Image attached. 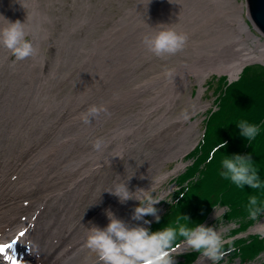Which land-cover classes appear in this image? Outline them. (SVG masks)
I'll return each instance as SVG.
<instances>
[{
    "label": "rangeland",
    "instance_id": "374dc122",
    "mask_svg": "<svg viewBox=\"0 0 264 264\" xmlns=\"http://www.w3.org/2000/svg\"><path fill=\"white\" fill-rule=\"evenodd\" d=\"M8 1L9 0H6L7 3H8ZM16 1H17V4L18 5H21L20 7H22L23 10L20 13L22 16L21 15H18V16L13 17L11 15L12 18H13V21L15 22L17 20H20V22L22 23V20L23 21L26 20V21H24L25 23L23 22L24 23V27H25L26 24L33 26L35 28V30H36V33L42 38V41L40 40L42 43L41 42H38V40H37V36L38 35H35V32H30L29 34L27 33L26 34V38L29 39V40H31V42H33V45L35 44L34 47L36 49V52H38V53H36L34 57H30L29 59L27 58L28 61L25 59V60L18 61V62H17V60L15 59V57L11 54V52L8 49H6L3 45H0V74H1L0 75V104H1L0 105V131H1V133H0V190H1L0 191V220L1 219H4L5 222H8V221H11L13 218H14L13 220H18V218H20L21 215L28 216L29 214H31L32 212H34L36 210L37 205L39 204V202L41 203L42 201H46L47 202V206H46V209H45L46 211L44 210V214L42 215V218L40 219V223H43L45 221V218L46 219L50 218L52 216V214H53V216L56 215V218L57 219H61V217H62V215L64 213V215L66 216V222L64 223V225L66 224V226H63L64 227L63 230L64 231H67L68 230V227L70 228V226L72 225L71 227H73L75 229L74 232L71 235L72 237H75L76 238V233H78V232L81 235L84 236L85 235L84 234L85 231L80 230L81 227L76 226V223L79 220V217H78V214L77 213L80 212L83 208H84L85 214H87V213L90 212L89 213V216L90 215L96 216V218H95L96 223H99L101 220L102 221L105 220L104 217L106 216V214H105L104 211L106 209H110L111 211H114V212H121L120 217H123V219H127V218L132 217V213H133L134 208L137 207V206H139V203L140 202L138 200H136V199H131V200H128L125 203L121 204L119 202V199L116 196L111 195V193L109 192V190L113 189L116 184L122 183V182H126V184L128 185L127 187L133 193H135L137 189H143L146 192V193H143V194L136 193L137 196H141V195L143 196L142 204L147 203L149 200H152V199H161L159 203L153 205L155 208L158 209V213L157 214L161 217L165 213V211H166V204L167 203H170V201H171L170 196L177 190V184H176V181L175 180L178 178L179 175L183 174L187 170V168L191 164V161L188 159V156L186 158H184L182 161L181 160H179V161L178 160L177 161H172V160L166 159V156L165 155L167 153H169V151L165 148L164 145L158 146L156 143H153V142L151 143L149 141V138H148L149 135H148L147 131L146 132L144 131L145 133L144 132L140 133L141 134V136H140L141 137L140 138L141 140H138V142L136 144L129 145L128 146V143L132 140L131 138H133L135 135H132L130 137L129 141L124 143V147H125L124 149L126 151L125 150H122V152H124V153H123V156L120 159L112 162L109 166H106L107 168H104L105 167L104 166V167H101L100 171L95 170L94 172L90 173L89 178H87V179H90V180L87 182V185H86L85 189L80 193L79 198H78L77 201H75L76 196H74V193H76V191H79L78 189L80 188V185L84 184V182H85L86 179H83L82 180L83 182L81 184L80 183V179H81L80 172H77V175H76V173L75 174L74 173H67L68 175L67 174H64L63 168H61L64 165V161L60 157H61V154L63 152L69 153V149L71 147H77V148H79V146H81V145H82V147L86 146L88 152H91V151L92 152H95V151H97V150H95L93 148V145H94L95 141L98 140V139H101L104 142V141L109 140V138L111 139L113 137V133H114L115 129L119 126V124L121 123L123 117L128 116V115H132V114H136V113L138 114L139 112L143 111L144 109H148L149 107H151V105L148 104L147 101L149 99H151L153 97V95L155 96V94H157L160 91L161 88L160 89L157 88L156 90H152V91L147 92V93L139 94V95H137L136 98H134L132 100H127L126 99L122 103L121 107L117 110V115H114L113 114L111 107H107L109 109L106 108L107 109V114L105 113L106 115H105V118H104L103 127L102 126L100 127L99 126V121H97V118L99 120V114L96 115V116H91L92 118L89 116L88 117V122L85 123V116L87 115L88 109H90L94 105L96 107H98V108L105 107L104 105H107V102L110 103L112 101V99L114 98V96L117 94V91H114V90H116V88H115L116 87V85H115V78H116V75H115V66L118 65V61H119V59H120L121 56H123V58L121 59V64H122L121 65V72L123 73V74L121 73V78L124 79V80H122L120 78V80L123 82V84L121 82V89L123 91L129 92V91H131L133 89L139 88L142 85L147 84V83L155 80L156 78H158V76L159 77L160 76L163 77L164 74H166V72L172 70L173 68L177 69L180 66L179 60H183L185 62L192 63L193 62L192 61L193 55H195L194 54L195 51L193 52V48H190V47H186L185 48L184 47L182 49V51H179L178 53H176L175 55H172V56H165L164 59H162V57H158L157 58V56H155L151 52L149 53V51L146 49V47L142 43V38L145 36L143 34V31L142 30L141 31H137V28H135L136 25H137V23H139V22H137L138 21L137 20L138 19V16L139 15L140 16L142 15L143 17L146 18L148 16V13H150L148 11L146 13V11L143 10L146 0H144V3H143V0H82V1H80V0H50L51 2L49 0H36V1L35 0H28V2H27V0H19V1L16 0ZM24 1H26L28 4H26ZM236 1L239 4L242 3L243 4V7L245 6L244 7L243 16L245 17L244 19L247 22V24L249 25L250 30L256 36L260 37L264 41V37H262L260 34H258L257 32H255V30L253 29V26L249 22L246 0H236ZM36 2H37V4H36ZM38 2H40V3H38ZM137 2H138L139 5L137 4ZM169 2H170L169 3V7L166 6V8H165V10L167 9L166 12H165V10H163V13H161V11H160L161 14H158V18H156L157 21L155 19H152L150 21V28L148 30H146L147 33H149V34L150 33L151 34L154 33L152 31H155V27H157L158 25H161L163 23H164L163 25H166V26L167 25L169 26V24L171 23L172 25L170 24V27L171 26L175 27L174 26L175 25L174 23L181 18L180 16H182L184 10L186 11V8H184V7L187 6V9L189 7V5L184 6L182 4L183 0H173V2L172 1H169ZM171 2H172V4H171ZM155 3H153V6H151L152 8H154V7L156 8V6H154ZM175 3H176V5H175ZM47 5H49V6H47ZM72 5H73V7H72ZM177 5H179V6L182 5L181 6L182 8L179 7V6L177 7ZM36 6H38V7H36ZM90 6H92V7H90ZM32 7H34V8L31 9ZM170 7H172V8H170ZM175 7H177L178 10H180V9H182V10H180V12H179ZM45 8H47V10ZM152 8H150V9H152ZM168 8H169V10H168ZM94 9H95V11H94ZM11 10H13V9L11 8ZM60 10L62 12H60ZM82 10H83V12H82ZM90 10H93V11H90ZM9 12H10V10H9ZM36 12H39V13L37 14ZM133 12H135L136 14L133 13ZM12 13H17V11L13 10L10 14H12ZM125 13H126V15H125ZM169 13L171 14L170 17H169V15H170ZM137 14H139V15H137ZM146 14H147V16H146ZM30 15H31V17L29 18L28 16H30ZM32 15H33V18H32ZM40 15H41V17L43 16L42 17L43 20L40 17ZM94 15H96V16H94ZM106 15H108V16H106ZM111 15H112V17H111ZM127 15H129V18H128ZM161 15H164L165 17L164 16H161ZM8 16H10V15H8ZM8 16H7V18H8ZM34 17H36V18H34ZM102 17H104V18H102ZM161 17H163V18H161ZM15 18H17V19H15ZM39 18H41V19L39 20ZM45 18H47V19L49 18V20H47ZM108 18H110V19H108ZM119 18L121 20H123V21H120ZM168 18H169V20H166ZM173 18H175V19L177 18V19L175 20ZM28 19H30V20H28ZM34 19H35V21H34ZM55 19H57V20H55ZM75 19H76V21H75ZM160 19H162L164 22L162 20H161L162 22L159 21ZM66 20H68V21H66ZM132 20H135V21H132ZM165 20L167 21V24H165L166 23ZM53 21H54V23H53ZM117 21H118V23H117ZM169 21H171V22L169 23ZM30 22L33 23V24H31ZM37 22L39 24H37ZM63 22H65V23H63ZM102 22H104V23H102ZM119 22H120V24H119ZM126 22H128V24H126ZM130 22L131 23L133 22V23L131 24ZM34 23H36V25ZM78 23H79V25H78ZM84 23H86V24H84ZM123 23L127 27H124ZM153 23H157L158 25L157 24L154 25ZM134 25H135V27H134ZM51 26H52V28H51ZM129 27H130V29H129ZM92 28H94V31L92 30ZM62 29L65 30V31H63ZM109 29H110V32H109ZM115 30H116V32H115ZM66 31H67V33H65ZM122 31H123V33H122ZM146 31H145V33H146ZM76 32H77V34H76ZM118 32H120V33H118ZM132 32H135V33L132 34ZM49 33H51V34H49ZM125 33H130V34L127 35ZM65 34H67V35H65ZM109 35H110V38H109ZM132 35L135 36V37H133ZM139 35H142V36L139 37ZM45 36H46V38H45ZM105 37L107 38L106 40L104 39ZM128 37L130 39L131 38H133V39L130 40ZM137 37H139V39ZM44 38H45V40H44ZM33 39H34V41H32ZM118 39H120V40H118ZM123 39H125V40H123ZM136 39H138L139 41L137 42ZM71 40H72V43H71ZM86 40H88V42ZM135 40H136V42H135ZM127 41H129V42L127 43ZM76 42H77V44H76ZM95 42H96V45H95ZM73 43H74V46H75L74 49H73ZM125 43H126V45H125ZM117 44L118 45L121 44V47L122 48L120 46H118ZM103 45H104V47H103ZM123 45H124V47H123ZM78 46H81V48L78 47ZM82 46H84V47H82ZM112 46H113V48H112ZM109 47H110V49H109ZM128 47H131V49L128 48ZM140 47H142V48H140ZM97 48H98V50L100 52H98ZM117 48H121V49L120 50L119 49L117 50ZM139 48H140V50H139ZM189 48H190V50H188ZM75 49H76L77 53H76ZM107 49H109L111 51H108ZM69 50H70V52H69ZM84 51H86V53ZM119 51H120V53H119ZM129 51H131L130 53L132 55L129 54ZM138 51H140V52H138ZM113 52H114V54H113ZM121 52H125V53H121ZM126 52L128 54H126ZM188 52H190V54H191L192 57L190 56V54ZM90 53H92V55ZM94 53H96V54H94ZM100 53L102 55H100ZM117 53L118 54H121V56L120 55H117ZM180 53H181V55H180ZM107 54H108V56H107ZM186 54H187V56H186ZM7 55H9V56L7 57ZM36 55H38V56H36ZM65 55L68 56V57H65ZM75 55H78V56H76L78 59L75 58ZM82 55H84V56H82ZM93 55H95V56H93ZM114 55H116V57ZM103 56H105V57H103ZM124 56L127 59H124ZM10 57H11V59H10ZM40 57L43 58V59L41 60ZM129 57L132 58V59L130 60ZM31 58H32V61L33 62L31 61ZM36 58H38V59H36ZM71 58H74V59H71ZM159 58H161V59H159ZM44 59H46V60H44ZM68 59H70V60H68ZM112 59H115L117 62L114 61V60H112ZM108 60H110L111 62H109ZM150 60H152V61H150ZM159 60H161V61H159ZM61 61H64L65 63L64 62H61ZM71 61H72V64L71 65H73V66L70 65ZM81 61H84V62H81ZM87 61H89V62H87ZM73 62H75V63L73 64ZM98 62L99 63L101 62L102 64L101 63L99 64ZM94 63H95V65H94ZM11 65H13V66H11ZM68 65H70V67ZM112 65H113V68L114 69L111 68ZM259 65H261V64H259ZM39 66L42 67V68H40ZM96 66H97L98 69L96 68ZM142 66H143V68H142ZM262 66H264V65H262ZM28 67L31 68V69H29ZM63 67L66 68V69H64ZM154 67H156V68H154ZM59 68H61V69H59ZM67 68H68V70H67ZM78 68H80V69H78ZM110 68L112 70H110ZM32 69H33V72L34 73L32 72ZM91 69H94L95 71L94 70H91ZM151 69H153V70H151ZM162 69H164V70H162ZM21 70H24V71H21ZM13 71H14L15 74L12 73ZM79 71H80V73H79ZM104 71H106V72H104ZM9 72H11V73H9ZM52 73L54 74V76H52ZM97 73L99 75H97ZM56 74H57V76H56ZM77 74H79V75H77ZM82 74L85 77L82 76ZM93 74H94V77H93ZM41 75H43L42 76V79H41ZM48 75H50V76H48ZM95 75H97V76L95 77ZM144 75H145V77H143ZM98 76H100V77L98 78ZM135 76H137V77H135ZM149 76H150V78H149ZM18 77H19V80L17 79ZM28 77H30V78H28ZM129 77H130V79H129ZM140 77L141 78L143 77V78L141 79ZM96 78H97V80H99V79L100 80L97 81ZM217 78L218 79L226 78V81H228V82L229 81H235L236 80V79L235 80L234 79L233 80H230V77L228 75L211 74V75H209L206 78V80L203 83V86L201 88L196 83V78L194 76H192L191 77V83L192 84L190 83L189 85H186L185 86L186 88L184 87L183 89L180 90L181 97H180V99L177 100V105H176L179 108L175 107L174 108V111H173V113L171 115V117L173 116V118L180 117V116H183V115L184 116H190L189 117V120L185 123L184 127L190 128L191 125H195V128L194 129L192 127V133L194 134V133H196V131H198L199 135L201 136L199 138V141L202 140L201 138L204 135V132H205L204 129H205V126H206V120H207L208 115L210 114L211 111H217L218 110V108H217V102H218V100H217L218 99V97H217V85H213V81L215 79H217ZM6 79L8 81H6ZM26 79H27V81H26ZM66 79H67V81H66ZM86 79H87V81H86ZM125 79H127V80L125 81ZM136 79L138 81H136ZM15 80L16 81L18 80L17 83H16ZM74 80H75V82H74ZM83 82H85V83L83 84ZM132 82H134V83H132ZM73 83H75V84H73ZM63 84H65V85L63 86ZM87 84H88V86H86ZM95 84H96V86H95ZM80 85H82L81 88H80ZM92 85H93V87H92ZM113 85H114V88H112ZM3 86H4V88H2ZM34 86H35V89H34ZM101 86H102V88H101ZM86 87H87L88 90L86 89ZM19 88H21L22 91L21 90H18ZM9 89H11V90L9 91ZM200 89L202 90V93H201L200 99H198V96H199L198 94H199V90ZM47 90L50 93H48ZM86 91H88L89 93L86 92ZM105 93H106V95H105ZM20 94H21L22 97L20 96ZM101 94H103V95H101ZM108 94H110V95H108ZM10 95H12V96H10ZM25 95L28 98H26ZM53 95H55V96H53ZM46 96H47V98H46ZM79 96L80 97L82 96V97L80 98ZM100 96H102V97H100ZM145 96H147V97L145 98ZM40 97H41V99H40ZM104 97H105V99H104ZM14 98L16 99V101H15ZM89 98H90V100H89ZM31 99L32 100L35 99V100L32 101ZM101 99H103L104 101L101 100ZM1 100H2V102H1ZM54 100L57 103L54 104ZM69 100H71V101L69 102ZM82 101H84V102H82ZM98 101H100V102L98 103ZM100 103H102V104H100ZM199 103H201V104H199ZM10 104H11V106H10ZM73 104L75 105V109H74V105ZM52 106L53 107L55 106L54 107L55 109ZM52 108H53V110H52ZM84 109H85V112H83ZM50 111H52V112H50ZM73 111H74V113L75 112L76 113L74 114ZM40 112H42V113H40ZM160 112L162 113L163 110L160 111ZM160 112H159V114H161ZM11 113H12V115H11ZM79 113L82 114L84 117L82 115H80ZM124 113L127 114V115H125ZM11 116H13L14 119H15V123L14 124H11L9 122V120H8V118H10ZM79 116H81V117H79ZM117 116H118V118H117ZM41 118H43V120ZM110 118H112L113 120L110 119ZM36 120H38V121H36ZM50 120L52 122H50ZM71 120L74 121V122H72ZM23 121H26V122L24 123ZM80 123H82V124H80ZM95 123H97V124H95ZM148 123H150V122L148 121ZM21 124H23V125H21ZM88 126H90V127H88ZM17 127H18V129H17ZM181 127H182V125L181 124H178V128L177 129H180ZM92 128H94V129H92ZM5 129H6V131H5ZM78 129H79V131H78ZM15 130H16V133L18 131L17 137H20V138L16 139V141H12L11 138H10V134L12 133V131H15ZM21 130H22V132H21ZM33 130H34V132H33ZM82 130H84V131L82 132ZM23 132L28 133V135L31 138L25 137V134ZM167 132L168 131H166V133L164 134V137L165 138H166ZM57 134L60 135V136H58ZM80 134H81V137H80ZM67 135H69V136H67ZM92 135H94V136H92ZM160 135H162V133H160ZM34 136H35V138H34ZM21 138H23L24 140H20ZM25 140L27 142L31 141V146L32 147H31V150L30 151L26 150V141ZM53 140H54V142H53ZM80 140H81V142H83L82 144H81ZM86 140H87V142H86ZM116 140H117V138H116ZM116 140H115V143L112 144L113 146H110L111 148L108 147V150L105 151L104 157H106V159L113 158L114 154L117 152V150H116L117 149V144H119L120 142L123 144V141L121 139H120V142H117ZM143 140H145V141H143ZM169 141H171V140H169ZM85 142H86V144H85ZM88 143H89V145H88ZM132 143H133V141H132ZM11 144H13V145H11ZM57 145H59V146H57ZM60 146H62L63 149ZM11 147H13V148H11ZM192 151L194 152L195 150H192ZM17 155H19V157ZM42 156L44 157V159H42L43 158ZM16 158H18V160ZM163 158L165 160H163ZM37 161H39V163H40L38 170L34 173L35 175H32V177L30 176L29 179L27 180V178H25V172H27L29 166H33V163L34 162H37ZM45 161H47V162H45ZM180 162L182 163V167H181V169H178V164H180ZM92 163H95V162H92ZM58 166L60 167V169H58L59 168ZM41 167H42V169H41ZM161 167H163V168H161ZM111 171H112V173H111ZM160 171H161V173H160ZM53 172H54V174H53ZM20 174H21V177H20ZM60 174H61V176H60ZM70 174H73V175L70 176ZM109 175H111V176H109ZM18 176L20 177V179H19ZM12 178H13V180H12ZM16 178H17V180L15 181ZM65 179H66V181H65ZM52 180H53V182H52ZM58 180L60 181V184H59V181ZM7 183H9V184H7ZM52 183H55L57 185L55 186ZM41 184H42V186H41ZM46 185H47V188H46ZM53 185H54V187H53ZM65 185L67 187H65ZM63 186H64L65 189L62 188ZM72 187H74V188H72ZM29 188H32V189H29ZM66 188H68V189H66ZM27 190L30 192L29 194L27 193L28 192ZM32 190H34V191H32ZM21 191H23V193H21ZM63 191H65V192L67 191V192L65 193ZM42 194H44V197H43ZM24 197H26V198H24ZM70 203H72V204H70ZM52 206L54 207V209L52 208ZM74 206H75V208H74ZM48 210H50V211H48ZM65 211H66V213H65ZM17 212L19 213V215L17 214ZM226 213H227V209L226 208H216L210 214V216L208 217L207 221L204 223L205 226L214 227L218 231V233L222 236V238L226 241V243L223 246V250L225 252V255H224L223 259H221L220 261L216 262V264H244L242 262V260H241L242 258L239 257V255L237 254V251H236L237 243L241 242L243 239H245V238H247L249 236H259L260 233H254L252 231V229L258 223H260L264 219V216L261 219L258 218V217H256L255 219L249 218L246 221H241V222L239 221L238 222V221H228L226 219ZM70 215L75 217V220H76L75 223H73L72 220H70L68 218ZM144 219L145 220H148V221H151V223L150 224H144L143 223V220H141V221L131 220V222L129 224H131V225H137V224H139L140 226L150 228L151 225L156 222L155 217L150 216V215L149 216H145ZM93 220H94V218H93ZM95 220H94V224H96L95 223ZM250 220H257V221L252 226L248 227L247 230L244 229V226L246 224H248V222ZM3 227L4 226H2L0 228L2 229ZM79 239H81V238L80 237H77L76 238V240H79ZM70 240L71 239H66V240L63 241V243L69 244L72 241V240L71 241ZM46 241H48V242L51 241V235H50V240H46ZM45 246H47V247H45V248L43 247V250L45 249L44 251H47V249H49V245L46 244ZM61 246H62V244L59 247L60 248H63ZM186 249L187 248H183L182 247L178 251L181 252V251H184ZM89 252H90V250L88 251V255H89V259L91 260V262L93 263L95 261H98V259L96 257V254L93 253V252H90V253ZM27 253H28V250L27 249H24V247H21V250L18 252V257L21 259L22 256L25 257ZM33 253H34V255H33L32 264H52V260L50 258H48L47 260L44 259L45 256H46L45 254H39L37 251H35V252L34 251L33 252L31 251V254H33ZM185 253L186 254L187 253H195L193 255H195L196 260H195V262L193 264H195V263H197V262H199L201 260L200 253L195 252V251H193L192 249L189 248L186 251H184L183 253L173 254V258L176 261V264H186V260L183 259L185 256H187V255H185ZM196 254H197V256H196ZM84 255H85V252H84ZM203 261H204L205 264H213L212 261L207 260V259H203ZM0 262H4L5 264H9L11 262V260L9 259L7 253H5V255H3L2 257H0ZM0 264H2V263H0ZM22 264H31V263H27L26 260H23L22 261ZM245 264H264V253H262L261 255H259L255 260H253L251 262H248V263H245Z\"/></svg>",
    "mask_w": 264,
    "mask_h": 264
},
{
    "label": "bare ground",
    "instance_id": "6f19581e",
    "mask_svg": "<svg viewBox=\"0 0 264 264\" xmlns=\"http://www.w3.org/2000/svg\"><path fill=\"white\" fill-rule=\"evenodd\" d=\"M19 1V0H18ZM36 1V0H35ZM50 1V0H49ZM82 1V0H80ZM169 1H172L173 0H146L145 1V5H144V8L143 10L150 12L148 13V16L146 14V18L143 17L142 15L138 16V21L139 23H137L136 27L134 25L135 28H137V31H143V34L144 35H148L149 33H147L146 30H148L150 28V21L152 19H155L158 18V14H161L163 13V10H165L166 6L169 7ZM26 4H28V0L27 2L24 1ZM32 2V1H31ZM48 2V1H47ZM51 2V1H50ZM107 2V1H106ZM109 2V1H108ZM139 2V1H138ZM137 2V4H138ZM156 2V3H155ZM171 2V4H172ZM184 2V3H183ZM182 4L184 6L186 5H189L188 9H187V6L184 7L186 8V11L184 10L182 16H180L181 18L176 21L174 24L175 27L171 26L172 28H174L177 32L179 33H183V34H186L187 37H188V40H187V43L185 45V48L186 47H190V48H193V52L195 55H193V59H192V63H188V62H185L183 60H179L180 62V66L175 69L173 68L172 70L166 72V74H164L163 77H159L156 78L155 80L147 83V84H144L142 85L141 87L139 88H136V89H133L129 92H126V91H123L121 89V59L123 58V56H121V54H118L117 55H120V59L118 61V65L115 66V75H116V78H115V85H116V90L114 91H117V94L114 96V98L112 99V101L110 103L107 102V105H104L105 107L104 108H107V107H111L112 108V112L114 115H117V110L121 107L122 103L127 99V100H132L134 98L137 97V95L139 94H143V93H147V92H150L152 90H156L157 88H161L160 91L155 94V96L153 95V97L151 99H149L147 101L148 104L151 105V107H149L148 109H144L143 111L139 112L138 114H132V115H128V116H125V117H121L122 118V121L121 123L119 124V126L115 129L114 133H113V137L107 141H104V147L101 151H94L95 152H88L87 151V147L84 146L82 148H77V147H71L69 149V153L67 152H63L61 154V159L64 161V165L63 167V172L64 174H67V173H76L77 175V172H80V175H81V179H80V183L82 184V180L83 179H86L84 184L80 185V189L79 191H76V193H74V196H79L80 193L85 189L86 185H87V182L90 180V179H87L89 178L90 176V173L94 172L95 170L97 171H100L101 167H104V168H107L106 166H109L112 162L120 159L122 156H123V153L122 150H125L124 148V143L125 142H128L130 137L132 135H135L133 138H131L132 140L128 143V146L129 145H134L138 142V140H141L140 136L142 132H146L148 133V138H149V141L152 143H156L158 146L160 145H164L165 148L169 151V153H167L165 156H166V159L168 160H172V161H179V160H183L188 154L190 151H192L198 144L199 142V138H200V135L198 133V131H196V133H192V127L193 129L195 128V125H191L190 128H187V127H184L185 123L189 120V117L190 116H180V117H175L173 118V116L171 117L173 111H174V108L177 107V100L180 99L181 97V93H180V90L183 89L186 85H189L191 83V77L194 76L196 78V83L202 88L203 86V83L205 82L206 78L211 75V74H218V75H228L230 77V80H237V78L240 76V74L242 73V71L244 70V68L249 65V64H252V63H256V64H261V65H264V41L256 36L251 30H250V27L249 25L247 24V22L245 21V17L243 16V13H244V7H243V4H239L237 3L236 0H183ZM40 3V2H38ZM57 3V2H56ZM61 3V2H60ZM63 3V2H62ZM143 3H144V0H143ZM153 3H155L154 6H156V8H152L151 6H153ZM178 3V2H177ZM37 4V2H36ZM52 4V3H51ZM50 4V5H51ZM54 4V3H53ZM87 4V3H86ZM119 4V3H118ZM124 4V3H123ZM23 5V4H22ZM35 5V4H34ZM106 5V4H105ZM139 5V4H138ZM142 5V4H141ZM176 5V3H175ZM21 5H18L17 4V1L16 0H9L8 3L6 2V0H0V27H3V26H6V21L4 20L7 19L9 20L10 22H14L13 21V17L15 16H18V15H21L20 13L22 12V7H20ZM25 6V5H24ZM32 6V5H31ZM30 6V7H31ZM46 6V5H45ZM49 6V5H47ZM56 6V5H55ZM64 6V5H63ZM83 6V5H82ZM99 6V5H98ZM126 6V5H125ZM172 6V5H171ZM174 6V5H173ZM179 5H177L178 7ZM182 6V5H181ZM179 6V7H181ZM29 7V8H30ZM38 7V6H36ZM52 7V6H51ZM62 7V6H61ZM73 7V5H72ZM86 7V6H85ZM89 7V6H88ZM92 7V6H90ZM140 7V6H139ZM142 7V6H141ZM177 7H175L177 9ZM11 8L15 11H17V13H12L10 14L13 10H11ZM25 8V7H24ZM27 8V7H26ZM34 7H32L31 9H33ZM50 8V7H49ZM97 8V7H96ZM125 8V7H124ZM134 8V7H133ZM152 8V9H150ZM172 8V7H170ZM174 8V7H173ZM182 8V7H181ZM20 9V10H19ZM47 10V8H45ZM77 9V8H76ZM79 9V8H78ZM88 9V8H87ZM139 9V8H138ZM10 10V12H9ZM29 10V9H28ZM35 10V9H34ZM49 10V9H48ZM103 10V9H102ZM167 10V9H166ZM165 10V12H166ZM169 10V8H168ZM171 10V9H170ZM173 10V9H172ZM178 10V9H177ZM182 10V9H180ZM180 10H178L180 12ZM81 11V10H80ZM90 11H93V10H90ZM95 11V9H94ZM110 11V10H109ZM123 11V10H122ZM128 11V10H127ZM161 11V13H160ZM175 11V10H174ZM173 11V12H174ZM54 12V11H53ZM60 12H62L60 10ZM83 12V10H82ZM137 12V11H136ZM168 12V11H167ZM170 12V11H169ZM33 13V12H32ZM37 14L39 12H36ZM43 13V12H42ZM41 13V14H42ZM85 13V12H84ZM92 13V12H91ZM99 13V12H98ZM109 13V12H108ZM135 13V12H133ZM79 14V13H78ZM107 14V13H106ZM130 14V13H129ZM136 14V13H135ZM167 14V13H166ZM165 14V15H166ZM170 14V13H169ZM168 14V15H169ZM175 14V13H174ZM10 15V16H8ZM12 15V16H11ZM24 15V14H23ZM35 15V14H34ZM101 15V14H100ZM126 15V13H125ZM177 15V14H176ZM8 16V18H7ZM22 16V15H21ZM39 16V15H38ZM82 16V15H81ZM96 16V15H94ZM103 16V15H102ZM108 16V15H106ZM128 18H129V15H127ZM160 16V15H159ZM161 16H164V15H161ZM171 16V14L169 15V17ZM173 16V15H172ZM178 16V15H177ZM176 16V17H177ZM29 18L31 17L28 16ZM41 17V15H40ZM43 17V16H42ZM41 17V18H42ZM45 17V16H44ZM60 17V16H59ZM77 17V16H76ZM98 17V16H97ZM112 17V15H111ZM165 17V16H164ZM175 17V16H174ZM22 18V17H21ZM25 18V17H24ZM23 18V19H24ZM32 18H33V15H32ZM31 18V19H32ZM36 18V17H34ZM39 18V20L41 19ZM55 18V17H54ZM86 18V17H85ZM104 18V17H102ZM163 18V17H161ZM17 19V18H15ZM47 19V18H45ZM96 19V18H95ZM110 19V18H108ZM175 19V18H173ZM177 19V18H176ZM175 19V20H176ZM30 20V19H28ZM43 20V18H42ZM49 20V18L47 19ZM57 20V19H55ZM97 20V19H96ZM99 20V19H98ZM120 21H123L119 18ZM154 20V21H155ZM162 19H160L159 21H161ZM166 20H169L166 19ZM165 20V21H166ZM172 20V19H171ZM174 20V21H175ZM20 21V20H19ZM26 21V20H24ZM22 20V23L24 22ZM32 21V20H31ZM35 21V19H34ZM33 21V22H34ZM51 21V20H50ZM68 21V20H66ZM76 21V19H75ZM86 21V20H85ZM88 21V20H87ZM94 21V20H93ZM113 21V20H112ZM132 21H135V20H132ZM157 21V20H156ZM163 21V20H162ZM161 21V22H162ZM29 22V21H28ZM48 22V21H47ZM52 22V21H51ZM72 22V21H71ZM96 22V21H95ZM108 22V21H107ZM106 22V23H107ZM125 22V21H124ZM164 22V21H163ZM171 21H169L170 23ZM173 22V21H172ZM25 23V22H24ZM31 23V22H30ZM46 23V22H45ZM54 23V21H53ZM56 23V22H55ZM65 23V22H63ZM62 23V24H63ZM75 23V22H74ZM101 23V22H100ZM104 23V22H102ZM118 23V21H117ZM131 23V22H130ZM133 23V22H132ZM131 23V24H132ZM136 23V22H135ZM33 24V23H31ZM36 25V23H34ZM37 24H39L37 22ZM41 24V23H40ZM52 24V23H51ZM50 24V25H51ZM57 24V23H56ZM86 24V23H84ZM97 24V23H96ZM109 24V23H108ZM116 24V23H115ZM120 24V22H119ZM126 24H128V22H126ZM154 25L157 24V23H153ZM164 24V23H163ZM161 24V25H163ZM167 24V21L166 23ZM171 24V23H170ZM169 24V26H170ZM44 25V24H43ZM65 25V24H64ZM79 25V23H78ZM81 25V24H80ZM83 25V24H82ZM101 25V24H100ZM118 25V24H117ZM124 27H127L125 26V24L123 23ZM158 25V24H157ZM172 25V24H171ZM45 26V25H44ZM48 26V25H47ZM60 26V25H59ZM68 26V25H67ZM91 26V25H90ZM99 26V25H98ZM119 26V25H118ZM122 26V25H121ZM168 26V25H167ZM40 27V26H39ZM81 27V26H80ZM79 27V28H80ZM152 27V26H151ZM155 27V26H154ZM43 28V27H42ZM52 28V26H51ZM50 28V29H51ZM54 28V27H53ZM76 28V27H75ZM74 28V29H75ZM78 28V29H79ZM90 28V27H89ZM153 28V27H152ZM25 29V32L26 34L30 33V32H35V35H38L36 33V30L33 26L31 25H25L24 27ZM44 29V28H43ZM113 29V28H112ZM120 29V28H119ZM127 29V28H126ZM130 29V27H129ZM132 29V28H131ZM254 29V28H253ZM38 30V29H37ZM42 30V29H41ZM63 30V29H62ZM67 30V29H66ZM76 30V29H75ZM80 30V29H79ZM92 30L94 31V28H92ZM98 30V29H97ZM118 30V29H117ZM122 30V29H121ZM154 30V29H153ZM255 30V29H254ZM46 31V30H45ZM65 31V30H63ZM83 31V30H82ZM132 31V30H131ZM134 31V30H133ZM146 31V33H145ZM151 31V30H150ZM74 32V31H73ZM84 32V31H83ZM109 32H110V29H109ZM108 32V33H109ZM113 32V31H112ZM116 32V30H115ZM154 32V31H152ZM256 32V30H255ZM46 33V32H45ZM67 33V31L65 32ZM88 33V32H87ZM95 33V32H94ZM106 33V32H105ZM120 33V32H118ZM123 33V31H122ZM135 33V32H132V34ZM140 33V32H139ZM51 34V33H49ZM77 34V32H76ZM81 34V33H80ZM107 34V33H106ZM113 34V33H112ZM125 34H130V33H125ZM141 34V33H140ZM151 34V33H150ZM48 35V34H47ZM55 35V34H54ZM67 35V34H65ZM104 35V34H103ZM33 36V35H32ZM92 36V35H91ZM95 36V35H94ZM107 36V35H106ZM115 36V35H114ZM130 36V35H129ZM133 36V35H132ZM142 36V35H139V37ZM65 37V36H64ZM76 37V36H75ZM97 37V36H96ZM131 37V36H130ZM135 37V36H133ZM139 37H137L139 39ZM264 37V36H262ZM29 38V37H28ZM31 38V37H30ZM46 38V36H45ZM44 38V40H45ZM52 38V37H51ZM67 38V37H66ZM109 38H110V35H109ZM113 38V37H112ZM118 38V37H117ZM125 38V37H124ZM129 38V37H128ZM53 39V38H52ZM59 39V38H58ZM64 39V38H63ZM89 39V38H88ZM105 40L107 39L106 37L104 38ZM115 39V38H114ZM130 39V38H129ZM133 39V38H131ZM130 39V40H131ZM138 39L137 42L139 41ZM37 40L38 42H41L42 41V38L38 35L37 36ZM36 40V41H37ZM41 40V41H40ZM50 40V39H49ZM120 40V39H118ZM117 40V41H118ZM125 40V39H123ZM128 40V39H127ZM135 40V42H136ZM31 41V40H30ZM34 41V39L32 40ZM47 41V40H46ZM57 41V40H56ZM55 41V42H56ZM60 41V40H59ZM88 42V40H86ZM97 41V40H96ZM104 41V40H103ZM84 42V41H83ZM105 42V41H104ZM112 42V41H111ZM129 41H127L128 43ZM131 42V41H130ZM33 43V42H32ZM36 43V42H35ZM42 43V42H41ZM65 43V42H64ZM71 43H72V40H71ZM113 43V42H112ZM111 43V44H112ZM116 43V42H115ZM114 43V44H115ZM120 43V42H119ZM134 43V42H133ZM140 43V42H139ZM47 44V43H46ZM55 44V43H54ZM70 44V43H69ZM77 44V42H76ZM75 44V45H76ZM84 44V43H83ZM122 44V43H121ZM121 44L118 45L121 47ZM35 45V44H34ZM56 45V44H55ZM82 45V44H81ZM87 45V44H86ZM95 45H96V42H95ZM107 45V44H106ZM105 45V46H106ZM110 45V44H109ZM126 45V43H125ZM142 45V44H141ZM41 46V45H40ZM60 46V45H59ZM72 46V45H71ZM100 46V45H99ZM108 46V45H107ZM128 46V45H127ZM131 46V45H130ZM134 46V45H133ZM38 47V46H37ZM62 47V46H61ZM74 43H73V49H74ZM77 47V46H76ZM81 48V46H78ZM84 47V46H82ZM102 47V46H101ZM104 47V45H103ZM111 47V46H110ZM109 47V49H110ZM117 47V46H116ZM124 47V45H123ZM139 47V46H138ZM65 48V47H64ZM70 48V47H69ZM94 48V47H93ZM113 48V46H112ZM122 48V47H121ZM121 48H117V50L121 49ZM131 49V47H128ZM135 48V47H134ZM142 48V47H140ZM139 48V50H140ZM190 48L188 50H190ZM5 49V48H4ZM41 49V48H40ZM62 49V48H61ZM68 49V48H67ZM90 49V48H89ZM107 49L108 51H111ZM125 49V48H124ZM129 49V50H130ZM133 49V48H132ZM137 49V48H136ZM144 49V48H143ZM60 50V49H59ZM96 50V49H95ZM98 50V48H97ZM96 50V51H97ZM101 50V49H100ZM104 50V49H103ZM135 50V49H134ZM133 50V51H134ZM138 50V49H137ZM74 51V50H73ZM76 51V49H75ZM81 51V50H80ZM92 51V50H91ZM114 51V50H113ZM124 51V50H123ZM182 51V50H181ZM70 52V50H69ZM86 53V51H84ZM98 52H100L98 50ZM97 52V53H98ZM131 51H129V54ZM140 52V51H138ZM145 52V51H144ZM7 53V52H6ZM38 53V52H36ZM73 53V52H72ZM75 53V52H74ZM77 53V51H76ZM84 53V54H85ZM112 53V52H111ZM120 53V51H119ZM121 53H125V52H121ZM133 53V52H132ZM150 53V52H149ZM183 53V52H182ZM190 54V52H188ZM5 54V53H4ZM10 54V53H9ZM12 54V53H11ZM62 54V53H61ZM82 54V53H81ZM92 55V53H90ZM96 54V53H94ZM114 54V52H113ZM116 54V53H115ZM126 54H128L126 52ZM144 54V53H143ZM147 54V53H146ZM184 54V53H183ZM73 55V54H72ZM99 55V54H98ZM100 55H102L100 53ZM112 55V54H111ZM125 55V54H124ZM132 55V54H131ZM181 55V53H180ZM9 55H7L8 57ZM38 56V55H36ZM60 56V55H59ZM58 56V57H59ZM70 56V55H69ZM76 56L78 55H75V58L78 59ZM84 56V55H82ZM90 56V55H89ZM95 56V55H93ZM108 56V54H107ZM116 57V55H114ZM128 56V55H127ZM126 56V57H127ZM145 56V55H144ZM148 56V55H147ZM187 56V54H186ZM191 56V54H190ZM65 57H68L65 55ZM73 57V56H72ZM99 57V56H98ZM102 57V56H101ZM105 57V56H103ZM119 57V56H118ZM134 57V56H133ZM141 57V56H140ZM146 57V56H145ZM192 57V56H191ZM56 58V57H55ZM86 58V57H85ZM93 58V57H92ZM107 58V57H106ZM130 58V57H129ZM158 58V57H157ZM156 58V59H157ZM168 58V57H167ZM175 58V57H174ZM173 58V59H174ZM177 58V57H176ZM183 58V57H182ZM190 58V57H189ZM4 59V58H3ZM11 59V57H10ZM29 59V58H28ZM38 59V58H36ZM40 59L42 60L43 58L40 57ZM71 59H74V58H71ZM99 59V58H98ZM104 59V58H103ZM109 59V58H108ZM116 59V58H115ZM115 59H112L114 61H116ZM124 59H127L125 58L124 56ZM132 58H130L131 60ZM138 59V58H137ZM136 59V60H137ZM161 59V58H159ZM162 59H164V57H162ZM27 60V59H26ZM35 60V59H34ZM46 60V59H44ZM66 60V59H65ZM64 60V61H65ZM70 60V59H68ZM84 60V59H83ZM96 60V59H95ZM106 60V59H105ZM155 60V59H154ZM186 60V59H185ZM5 61V60H4ZM28 61V60H27ZM31 61H32V58H31ZM56 61V60H55ZM64 61H61V62H64ZM67 61V60H66ZM73 61V60H72ZM72 61L70 63V65L72 64ZM78 61V60H77ZM102 61V60H101ZM109 62H111L110 60H108ZM135 61V60H134ZM147 61V60H146ZM152 61V60H150ZM157 61V60H156ZM161 61V60H159ZM173 61V60H172ZM6 62V61H5ZM18 62V61H17ZM25 62V61H24ZM23 62V63H24ZM33 62V61H32ZM81 62H84V61H81ZM89 62V61H87ZM113 62V61H112ZM117 62V61H116ZM130 62V61H129ZM165 62V61H164ZM40 63V62H39ZM65 63V62H64ZM75 62H73L74 64ZM80 63V62H79ZM99 63V62H98ZM101 63V62H100ZM99 63V64H100ZM127 63V62H126ZM152 63V62H151ZM176 63V62H175ZM4 64V63H3ZM15 64V63H14ZM35 64V63H34ZM56 64V63H55ZM102 64V63H101ZM124 64V63H123ZM128 64V63H127ZM135 64V63H134ZM156 64V63H155ZM26 65V64H25ZM70 65H68L70 67ZM92 65V64H91ZM95 65V63H94ZM146 65V64H145ZM167 65V64H166ZM8 66V65H7ZM13 66V65H11ZM21 66V65H20ZM33 66V65H32ZM38 66V65H37ZM56 66V65H55ZM67 66V65H66ZM73 66V65H71ZM105 66V65H104ZM109 66V65H108ZM129 66V65H128ZM127 66V67H128ZM140 66V65H139ZM152 66V65H151ZM158 66V65H157ZM177 66V65H176ZM40 67V66H39ZM65 67V66H64ZM63 67V68H64ZM84 67V66H83ZM82 67V68H83ZM87 67V66H86ZM99 67V66H98ZM124 67V66H123ZM122 67V68H123ZM7 68V67H6ZM11 68V67H10ZM15 68V67H14ZM24 68V67H23ZM29 68V67H28ZM42 68V67H40ZM89 68V67H88ZM97 68V66H96ZM111 68H113V65L111 66ZM110 68V70H112ZM141 68V67H140ZM139 68V69H140ZM143 68V66H142ZM156 68V67H154ZM31 69V68H29ZM53 69V68H52ZM61 69V68H59ZM66 69V68H64ZM73 69V68H72ZM71 69V70H72ZM80 69V68H78ZM98 69V68H97ZM114 69V68H113ZM130 69V68H129ZM9 70V69H8ZM12 70V69H11ZM58 70V69H57ZM68 70V68H67ZM91 70H94V69H91ZM105 70V69H104ZM137 70V69H136ZM153 70V69H151ZM161 70V69H160ZM164 70V69H162ZM4 71V70H3ZM20 71V70H19ZM21 71H24V70H21ZM26 71V70H25ZM36 71V70H35ZM88 71V70H87ZM95 71V70H94ZM107 71V70H106ZM104 71V72H106ZM109 71V70H108ZM158 71V70H157ZM18 72V71H17ZM31 72V71H30ZM32 72H33V69H32ZM97 72V71H96ZM95 72V73H96ZM99 72V71H98ZM103 72V73H104ZM136 72V71H135ZM143 72V71H142ZM11 73V72H9ZM14 73V71L12 72ZM34 73V72H33ZM68 73V72H67ZM75 73V72H74ZM80 73V71H79ZM109 73V72H108ZM125 73V72H124ZM132 73V72H131ZM4 74V73H3ZM15 74V73H14ZM26 74V73H25ZM48 74V73H47ZM86 74V73H85ZM107 74V73H106ZM111 74V73H110ZM123 74V73H122ZM127 74V73H126ZM146 74V73H145ZM1 75V74H0ZM19 75V74H18ZM30 75V74H29ZM79 75V74H77ZM92 75V74H91ZM97 75H99L97 73ZM95 75V77L97 76ZM104 75V74H103ZM129 75V74H128ZM6 76V75H5ZM11 76V75H10ZM31 76V75H30ZM42 76L41 75V79H42ZM50 76V75H48ZM52 76H54V74L52 73ZM57 76V74H56ZM65 76V75H64ZM81 76V75H80ZM82 76H84L82 74ZM81 76V77H82ZM90 76V75H89ZM108 76V75H107ZM142 76V75H141ZM36 77V76H35ZM85 77V76H84ZM92 77V76H91ZM93 77H94V74H93ZM100 76H98L99 78ZM102 77V76H101ZM112 77V76H111ZM124 77V76H123ZM137 77V76H135ZM145 77V75L143 76ZM142 77V78H143ZM147 77V76H146ZM153 77V76H152ZM2 78V77H1ZM11 78V77H10ZM21 78V77H20ZM30 78V77H28ZM34 78V77H33ZM39 78V77H38ZM62 78V77H61ZM105 78V77H104ZM141 78V77H140ZM141 78V79H142ZM150 78V76H149ZM5 79V78H4ZM8 79V78H7ZM6 79V81H8ZM13 79V78H12ZM19 80V77L17 78ZM68 79V78H67ZM66 79V81H67ZM79 79V78H78ZM95 79V78H94ZM122 79V78H121ZM128 79V78H127ZM125 79V81L127 80ZM130 79V77H129ZM132 79V78H131ZM147 79V78H146ZM17 80V81H18ZM33 80V79H32ZM47 80V79H46ZM97 80V78H96ZM100 80V79H99ZM97 80V81H99ZM106 80V79H105ZM112 80V79H111ZM124 80V79H122ZM133 80V79H132ZM16 81V80H15ZM16 81V83H17ZM27 81V79H26ZM31 81V80H30ZM42 81V80H41ZM52 81V80H51ZM87 81V79H86ZM89 81V80H88ZM95 81V80H94ZM107 81V80H106ZM136 81H138L136 79ZM144 81V80H143ZM142 81V82H143ZM150 81V80H149ZM69 82V81H68ZM75 82V80H74ZM81 82V81H80ZM79 82V83H80ZM103 82V81H102ZM13 83V82H12ZM29 83V82H28ZM32 83V82H31ZM30 83V84H31ZM63 83V82H62ZM85 82H83L84 84ZM95 83V82H94ZM99 83V82H98ZM129 83V82H128ZM134 83V82H132ZM3 84V83H2ZM48 84V83H47ZM46 84V85H47ZM75 84V83H73ZM91 84V83H90ZM109 84V83H108ZM123 84V82H122ZM138 84V83H137ZM192 84V83H191ZM10 85V84H9ZM12 85V84H11ZM21 85V84H20ZM40 85V84H39ZM44 85V84H43ZM42 85V86H43ZM65 84H63L64 86ZM128 85V84H127ZM134 85V84H133ZM132 85V86H133ZM139 85V84H138ZM15 86V85H14ZM13 86V87H14ZM26 86V85H25ZM24 86V87H25ZM50 86V85H49ZM52 86V85H51ZM54 86V85H53ZM58 86V85H57ZM84 86V85H83ZM88 86V84L86 85ZM96 86V84H95ZM103 86V85H102ZM101 86V88H102ZM137 86V85H136ZM48 87V86H47ZM82 87V85H80V88ZM93 87V85H92ZM111 87V86H110ZM191 87V86H190ZM4 88V86L2 87ZM17 88V87H16ZM33 88V87H32ZM85 88V87H84ZM89 88V87H88ZM114 88V85L113 87ZM123 88V87H122ZM186 88V87H185ZM13 89V88H12ZM27 89V88H26ZM34 89H35V86H34ZM43 89V88H42ZM83 89V88H82ZM87 89V87H86ZM85 89V90H86ZM126 89V88H125ZM11 89H9L10 91ZM17 90V89H16ZM18 90H21V88H19ZM44 90V89H43ZM54 90V89H53ZM81 90V89H80ZM84 90V89H83ZM88 90V89H87ZM129 90V89H128ZM13 91V90H12ZM15 91V90H14ZM22 91V90H21ZM28 91V90H27ZM26 91V92H27ZM48 91V90H47ZM51 91V90H50ZM59 91V90H58ZM96 91V90H95ZM107 91V90H106ZM105 91V92H106ZM112 91V90H111ZM46 92V91H45ZM53 92V91H52ZM56 92V91H55ZM60 92V91H59ZM80 92V91H79ZM78 92V93H79ZM85 92V91H84ZM88 92V91H86ZM93 92V91H92ZM157 92V91H156ZM19 93V92H18ZM25 93V92H24ZM28 93V92H27ZM40 93V92H39ZM38 93V94H39ZM43 93V92H42ZM47 93V92H46ZM48 93H50L48 91ZM63 93V92H62ZM89 93V92H88ZM107 93V92H106ZM105 93V95H106ZM155 93V92H154ZM201 93H202V90L200 89L199 90V96H198V99H200L201 97ZM26 94V93H25ZM34 94V93H33ZM37 94V93H36ZM45 94V93H44ZM53 94V93H52ZM71 94V93H70ZM86 94V93H85ZM84 94V95H85ZM112 94V93H111ZM152 94V93H151ZM16 95V94H15ZM42 95V94H41ZM60 95V94H59ZM67 95V94H66ZM73 95V94H72ZM82 95V94H81ZM90 95V94H89ZM98 95V94H97ZM103 95V94H101ZM104 95V96H105ZM110 95V94H108ZM5 96V95H4ZM12 96V95H10ZM17 96V95H16ZM21 96V94H20ZM38 96V95H37ZM55 96V95H53ZM95 96V95H94ZM113 96V95H112ZM22 97V96H21ZM24 97V96H23ZM26 97V95H25ZM50 97V96H49ZM72 97V96H71ZM80 97V96H79ZM82 97V96H81ZM80 97V98H81ZM88 97V96H87ZM102 97V96H100ZM147 96H145L146 98ZM183 97V96H182ZM11 98V97H10ZM28 98V97H26ZM47 98V96H46ZM55 98V97H54ZM97 98V97H96ZM15 99V98H14ZM22 99V98H21ZM24 99V98H23ZM41 99V97H40ZM84 99V98H83ZM105 99V97H104ZM188 99V98H187ZM18 100V99H17ZM20 100V99H19ZM32 100V99H31ZM35 100V99H34ZM32 100V101H34ZM48 100V99H47ZM90 100V98H89ZM99 100V99H98ZM103 100V99H101ZM12 101V100H11ZM16 101V99H15ZM26 101V100H25ZM41 101V100H40ZM43 101V100H42ZM63 101V100H62ZM71 100H69L70 102ZM97 101V100H96ZM104 101V100H103ZM136 101V100H135ZM141 101V100H140ZM146 101V100H145ZM191 101V100H190ZM2 102V100H1ZM5 102V101H4ZM8 102V101H7ZM37 102V101H36ZM84 102V101H82ZM86 102V101H85ZM100 101H98L99 103ZM195 102V101H194ZM24 103V102H23ZM41 103V102H40ZM57 103L55 102L54 100V104ZM78 103V102H77ZM88 103V102H87ZM95 103V102H94ZM145 103V102H144ZM191 103V102H190ZM50 104V103H49ZM60 104V103H59ZM58 104V105H59ZM102 104V103H100ZM128 104V103H127ZM201 104V103H199ZM1 105V104H0ZM33 105V104H32ZM74 105V104H73ZM145 105V104H144ZM182 105V104H181ZM8 106V105H7ZM11 106V104H10ZM26 106V105H25ZM50 106V105H49ZM64 106V105H63ZM67 106V105H66ZM91 106V105H90ZM95 106V105H94ZM126 106V105H125ZM124 106V107H125ZM128 106V105H127ZM3 107V106H2ZM29 107V106H28ZM42 107V106H41ZM40 107V108H41ZM53 107V106H52ZM55 107V106H54ZM53 107V108H54ZM77 107V106H76ZM190 107V106H189ZM196 107V106H195ZM7 108V107H6ZM16 108V107H15ZM18 108V107H17ZM31 108V107H30ZM35 108V107H34ZM39 108V107H38ZM52 108V110H53ZM65 108V107H64ZM63 108V109H64ZM110 108V109H111ZM179 108V107H177ZM10 109V108H9ZM8 109V110H9ZM33 109V108H32ZM43 109V108H42ZM49 109V108H48ZM55 109V108H54ZM62 109V108H61ZM71 109V108H70ZM74 109H75V105H74ZM78 109V108H77ZM109 109V108H107ZM136 109V108H135ZM143 109V108H142ZM185 109V108H184ZM11 110V109H10ZM31 110V109H30ZM45 110V109H44ZM89 110V109H88ZM124 110V109H123ZM129 110V109H128ZM132 110V109H131ZM163 112L161 113L160 111ZM25 111V110H24ZM40 111V110H39ZM49 111V110H48ZM135 111V110H134ZM139 111V110H138ZM179 111V110H178ZM3 112V111H2ZM14 112V111H13ZM52 112V111H50ZM80 112V111H79ZM85 112V109L84 111ZM126 112V111H125ZM130 112V111H129ZM159 112L161 114H159ZM176 112V111H175ZM184 112V111H183ZM38 113V112H37ZM42 113V112H40ZM44 113V112H43ZM57 113V112H56ZM74 113V111H73ZM76 113V112H75ZM74 113V114H75ZM81 113V112H80ZM79 113V114H80ZM88 113V112H87ZM120 113V112H119ZM178 113V112H177ZM48 114V113H47ZM59 114V113H58ZM107 114V113H106ZM105 112H100L99 113V120L97 118V121H99V126L103 127V124H104V118H105ZM109 114V113H108ZM111 114V113H110ZM125 114V113H124ZM4 115V114H3ZM12 115V113H11ZM21 115V114H20ZM32 115V114H31ZM78 115V114H77ZM76 115V116H77ZM82 115V114H80ZM127 115V114H125ZM192 115V114H191ZM195 115V114H194ZM71 116V115H70ZM83 116V115H82ZM17 117V116H16ZM20 117V116H19ZM18 117V118H19ZM24 117V116H23ZM22 117V118H23ZM41 117V116H40ZM39 117V118H40ZM51 117V116H50ZM58 117V116H57ZM69 117V116H68ZM81 117V116H79ZM84 117V116H83ZM91 117V116H90ZM32 118V117H31ZM92 118V117H91ZM94 118V117H93ZM96 118V117H95ZM114 118V117H113ZM118 118V116H117ZM43 120V118H41ZM48 119V118H47ZM72 119V118H71ZM78 119V118H77ZM83 119V118H82ZM107 119V118H106ZM112 119V118H110ZM115 119V118H114ZM9 122L11 124H14L15 123V119L13 116H11L10 118H8ZM21 120V119H20ZM39 120V119H38ZM36 120V121H38ZM74 120V119H73ZM113 120V119H112ZM34 121V120H33ZM72 121V120H71ZM117 121V120H116ZM148 121L150 123H148ZM24 123L26 121H23ZM30 122V121H29ZM49 122V121H48ZM50 122H52L50 120ZM74 122V121H72ZM81 122V121H80ZM96 122V121H95ZM118 122V121H117ZM18 123V122H17ZM22 123V122H21ZM45 123V122H44ZM70 123V122H69ZM68 123V124H69ZM115 123V122H114ZM28 124V123H27ZM37 124V123H36ZM39 124V123H38ZM43 124V123H42ZM82 124V123H80ZM97 124V123H95ZM178 124H181L182 127L180 129H177L178 128ZM23 125V124H21ZM20 125V126H21ZM48 125V124H47ZM93 125V124H92ZM106 125V124H105ZM104 125V126H105ZM109 125V124H108ZM111 125V124H110ZM12 126V125H11ZM14 126V125H13ZM19 126V127H20ZM59 126V125H58ZM85 126V125H84ZM117 126V125H116ZM15 127V126H14ZM31 127V126H30ZM39 127V126H38ZM68 127V126H67ZM74 127V126H73ZM90 127V126H88ZM95 127V126H94ZM180 127V126H179ZM16 128V127H15ZM28 128V127H27ZM53 128V127H52ZM61 128V127H60ZM63 128V127H62ZM65 128V127H64ZM76 128V127H75ZM78 128V127H77ZM80 128V127H79ZM99 128V127H98ZM108 128V127H107ZM112 128V127H111ZM7 129V128H6ZM5 129V131H6ZM18 129V127H17ZM20 129V128H19ZM34 129V128H33ZM39 129V128H38ZM42 129V128H41ZM82 129V128H81ZM88 129V128H87ZM94 129V128H92ZM96 129V128H95ZM11 130V129H10ZM32 130V129H31ZM35 130V129H34ZM33 130V132H34ZM43 130V129H42ZM62 130V129H61ZM9 131V130H8ZM79 131V129H78ZM84 130H82L83 132ZM91 131V130H90ZM167 132L166 134V138L164 137V134ZM22 132V130H21ZM20 132V133H21ZM44 132V131H43ZM52 132V131H51ZM70 132V131H69ZM144 132V133H145ZM1 133V131H0ZM25 134V137H29L31 138L28 133L26 132H23ZM53 133V132H52ZM71 133V132H70ZM86 133V132H85ZM89 133V132H88ZM98 133V132H97ZM160 133H162V135H160ZM33 134V133H32ZM38 134V133H37ZM59 134V133H58ZM57 134V135H58ZM102 134V133H101ZM18 135V131L16 133V130L15 131H12V133L10 134V138L12 141H16V139L20 138V137H17ZM21 135V134H20ZM62 135V134H61ZM75 135V134H74ZM5 136V135H4ZM36 136V135H35ZM34 136V138H35ZM60 136V135H58ZM69 136V135H67ZM83 136V135H82ZM94 136V135H92ZM17 137V138H16ZM80 137H81V134H80ZM104 137V136H103ZM2 138V137H1ZM39 138V137H38ZM42 138V137H41ZM72 138V137H71ZM70 138V139H71ZM90 138V137H89ZM95 138V137H94ZM100 138V137H99ZM117 138V140H116ZM168 138V139H167ZM33 139V138H32ZM64 139V138H63ZM75 139V138H74ZM104 139V138H103ZM120 139L123 141V144L120 142ZM20 140H24L23 138H21ZM57 140V139H56ZM55 140V141H56ZM59 140V139H58ZM69 140V139H68ZM72 140V139H71ZM85 140V139H84ZM115 140L117 142H120L119 144H117V152L114 154L113 158H108L106 159V157H104L105 155V151L108 150V147L110 146H113L112 144L115 143ZM171 140V141H169ZM26 141V140H25ZM33 141V140H32ZM70 141V140H69ZM77 141V140H76ZM133 141V143H132ZM145 141V140H143ZM44 142V141H43ZM54 142V140H53ZM58 142V141H57ZM67 142V141H66ZM78 142V141H77ZM76 142V143H77ZM81 142V140H80ZM87 142V140H86ZM85 142V144H86ZM69 143V142H68ZM73 143V142H72ZM75 143V142H74ZM83 142H81L82 144ZM150 143V144H151ZM13 145V144H11ZM10 145V146H11ZM69 145V144H68ZM89 145V143H88ZM149 145V144H148ZM17 146V145H16ZM42 146V145H41ZM59 146V145H57ZM82 146V145H81ZM14 147V146H13ZM11 147V148H13ZM24 147V146H23ZM31 141L27 142L26 141V150L30 151L31 150ZM62 147V146H60ZM66 148V147H65ZM91 148V147H90ZM94 148V147H93ZM111 148V147H110ZM136 148V147H135ZM164 148V147H163ZM6 149V148H5ZM46 149V148H45ZM49 149V148H48ZM52 149V148H51ZM60 149V148H59ZM63 149V147H62ZM144 149V148H143ZM22 150V149H21ZM141 150V149H140ZM43 151V150H42ZM52 151V150H51ZM56 151V150H55ZM126 151V150H125ZM132 151V150H131ZM7 152V151H6ZM15 152V151H14ZM44 152V151H43ZM48 152V151H47ZM108 152V151H107ZM164 152V151H163ZM20 153V152H19ZM37 153V152H36ZM109 153V152H108ZM145 154V153H144ZM12 155V154H11ZM10 155V156H11ZM41 155V154H40ZM57 155V154H56ZM60 155V154H59ZM110 155V154H109ZM146 155V154H145ZM19 157V155H17ZM50 156V155H49ZM58 156V155H57ZM132 156V155H131ZM135 156V155H134ZM164 156V157H165ZM5 157V156H4ZM9 157V156H8ZM43 157V156H42ZM53 157V156H52ZM150 157V156H149ZM156 157V156H155ZM35 158V157H34ZM39 158V157H38ZM59 158V157H58ZM18 160V158H16ZM44 159V157L42 158ZM127 159V158H126ZM4 160V159H3ZM8 160V159H7ZM15 160V159H14ZM129 160V159H128ZM162 160V159H161ZM163 160H165L163 158ZM23 161V160H22ZM28 161V160H27ZM26 162V161H25ZM33 162V161H32ZM31 162V163H32ZM47 162V161H45ZM53 162V161H52ZM92 162H95V163H92ZM27 163V162H26ZM161 163V162H160ZM167 163V162H166ZM10 164V163H9ZM8 164V165H9ZM23 164V163H22ZM50 164V163H49ZM62 164V163H61ZM7 165V166H8ZM30 165V164H29ZM39 161L37 163H33V166H27L28 167V170L27 172H25V178H27V180L29 179V177L32 175H35L33 174V171L35 172L36 171V167L39 168ZM4 166V165H3ZM10 166V165H9ZM44 166V165H43ZM118 166V165H117ZM150 166V165H149ZM22 167V166H21ZM59 167V166H58ZM145 167V166H144ZM182 167V163L180 162V164H178V169H181ZM13 168V167H12ZM17 168V167H16ZM44 168V167H43ZM103 168V169H104ZM131 168V167H130ZM133 168V167H132ZM141 168V167H140ZM163 168V167H161ZM26 169V168H25ZM42 169V167H41ZM60 169V167L58 168ZM7 170V169H6ZM17 170V169H16ZM19 170V169H18ZM23 170V169H22ZM21 170V171H22ZM51 170V169H50ZM9 171V170H8ZM24 171V170H23ZM55 171V170H54ZM58 171V170H57ZM149 171V170H148ZM39 172V171H38ZM56 172V171H55ZM24 173V172H23ZM62 173V172H61ZM112 173V171H111ZM161 173V171H160ZM176 173V172H175ZM45 174V173H44ZM51 174V173H50ZM54 174V172H53ZM143 174V173H142ZM159 174V173H158ZM57 175V174H56ZM55 175V176H56ZM68 175V174H67ZM66 175V176H67ZM73 175V174H70V176ZM114 175V174H113ZM151 175V174H150ZM39 176V175H38ZM61 176V174H60ZM64 176V175H63ZM111 176V175H109ZM120 176V175H119ZM11 177V176H10ZM19 177V176H18ZM20 177H21V174H20ZM19 177V179H20ZM44 177V176H43ZM46 177V176H45ZM57 177V176H56ZM69 177V176H68ZM150 177V176H149ZM4 178V177H3ZM2 178V179H3ZM6 178V177H5ZM37 178V177H36ZM41 178V177H40ZM78 178V177H77ZM80 178V177H79ZM103 178V177H102ZM138 178V177H137ZM8 179V178H7ZM24 179V178H23ZM22 179V180H23ZM31 179V178H30ZM43 179V178H42ZM49 179V178H48ZM53 179V178H52ZM73 179V178H72ZM106 179V178H105ZM165 179V178H164ZM4 180V179H3ZM13 180V178H12ZM17 180V178L15 179V181ZM40 180V179H39ZM46 180V179H45ZM129 180V179H128ZM140 180V179H139ZM159 180V179H158ZM166 180V179H165ZM56 181V180H55ZM59 181V180H58ZM66 181V179H65ZM72 181V180H71ZM70 181V182H71ZM109 181V180H108ZM126 181V180H125ZM4 182V181H3ZM8 182V181H7ZM19 182V181H18ZM28 182V181H27ZM42 182V181H41ZM53 182V180H52ZM78 182V181H77ZM136 182V181H135ZM57 183V182H56ZM66 183V182H65ZM3 184V183H2ZM9 184V183H7ZM19 184V183H18ZM28 184V183H27ZM54 184L55 186L58 184H55V183H52ZM59 184H60V181H59ZM71 184V183H70ZM114 184V183H113ZM15 185V184H14ZM53 185V187H54ZM135 185V184H134ZM156 185V184H155ZM28 186V185H27ZM42 186V184H41ZM50 186V185H49ZM70 186V185H69ZM68 186V187H69ZM82 186V187H81ZM128 186V185H127ZM18 187V186H17ZM51 187V186H50ZM52 187V188H53ZM65 187H67L65 185ZM77 187V186H76ZM12 188V187H11ZM37 188V187H36ZM46 188H47V185H46ZM64 188V186L62 187ZM61 188V189H62ZM74 188V187H72ZM88 188V187H87ZM99 188V187H98ZM29 189H32V188H29ZM45 189V188H44ZM65 189V188H64ZM68 189V188H66ZM109 189V188H108ZM14 190V189H13ZM59 190V189H58ZM72 190V189H71ZM1 191V190H0ZM25 191V190H24ZM28 191V190H27ZM34 191V190H32ZM39 191V190H38ZM47 191V190H46ZM9 192V191H8ZM18 192V191H17ZM48 192V191H47ZM53 192V191H52ZM57 192V191H56ZM65 192V191H63ZM67 192V191H66ZM65 192V193H66ZM69 192V191H68ZM16 193V192H15ZM21 193H23V191H21ZM28 194L30 193L29 191L27 192ZM46 193V192H45ZM17 194V193H16ZM41 194V193H40ZM39 194V195H40ZM14 195V194H13ZM25 195V194H24ZM38 195V196H39ZM43 197H44V194H42ZM63 195V194H62ZM112 195V194H111ZM23 196V195H22ZM28 196V195H27ZM61 196V195H60ZM15 197V196H14ZM51 197V196H50ZM54 197V196H53ZM56 197V196H55ZM62 197V196H61ZM26 198V197H24ZM41 198V197H40ZM52 198V197H51ZM118 198V197H117ZM21 199V198H20ZM48 199V198H47ZM72 199V198H71ZM76 199V198H75ZM16 200V199H15ZM65 200V199H64ZM70 200V199H69ZM21 201V200H20ZM57 201V200H56ZM66 201V200H65ZM80 201V200H79ZM107 201V200H106ZM53 202V201H52ZM116 202V201H115ZM40 203V202H39ZM72 204V203H70ZM80 204V203H79ZM68 205V204H67ZM110 205V204H109ZM44 206H47V202L46 201H42L36 211L34 213H31L30 215H28L25 219H23L22 217L26 216V215H21L20 218L18 220H11V221H8V222H4L2 219L0 220V224H4V227L0 230V234L3 235V240L5 243H9L11 245V248L9 249V253L11 255V259L13 258V255L15 252L18 251V248L21 247L22 245H24V247H27L29 248L31 251H37L39 252L40 249H43V245L48 242L46 240H50V235H51V241H49V249L47 251V255L48 257L52 260V264H98V262H91V260L89 259V255H88V249L87 247L85 246V240H86V235H87V230L89 227H91L92 225H96L98 227H101V228H104L107 226V224L109 223L108 219H107V216H105V220L104 221H100L99 223L97 224H94V220L93 218H96V216L94 215H90L88 214V217H85V212H84V208L78 213V217H79V220H80V224H82V228L83 230L85 231V235L84 237H82L81 239L79 240H76L78 236V234L76 233V238L75 237H72V233L74 232V228L70 226V228L68 227V230L67 231H64L63 230V226H66V224L64 225V223L66 222V216L62 215L61 219H57L56 218V215L51 218H48L46 219L45 218V221L43 223H40V219L42 218V207ZM56 206V205H55ZM71 206V205H70ZM10 207V206H9ZM64 207V206H63ZM118 207V206H117ZM121 207V206H120ZM29 208V207H28ZM27 208V209H28ZM52 208L54 209V207L52 206ZM56 208V207H55ZM71 208V207H70ZM75 208V206H74ZM114 208V207H113ZM23 209V208H22ZM64 209V208H63ZM106 209V208H105ZM118 209V208H117ZM19 210V209H18ZM17 210V211H18ZM26 210V209H25ZM31 210V209H30ZM130 210V209H129ZM46 211V210H45ZM50 211V210H48ZM20 212V211H19ZM29 212V211H28ZM105 212V211H104ZM117 218L119 219H122L124 220L126 223H130L132 219V217L130 218H127V219H123V217H120L121 215V212H114L112 211ZM59 213V212H58ZM57 213V214H58ZM66 213V211H65ZM17 214L19 215V213L17 212ZM25 214V213H24ZM14 215V214H13ZM45 216V215H44ZM14 217V216H13ZM71 217L69 216V219ZM96 221V220H95ZM42 222V221H41ZM74 225V224H73ZM77 226V225H76ZM75 227V226H74ZM79 230V229H78ZM252 231L254 233H262L264 232V219L258 223L253 229ZM23 235H21V233H23ZM8 237V238H7ZM6 238L8 240H6ZM10 238V239H9ZM66 239H71L70 243L69 244H66V243H63L64 240ZM8 241V242H7ZM41 241L43 242V244H41ZM4 242H1V244H4ZM62 244L61 247L63 248H60L59 246ZM47 247V246H46ZM183 248H187L185 245L182 246ZM181 247V248H182ZM180 248V249H181ZM45 250V249H44ZM84 252H85V255H84ZM90 253V252H89ZM33 255L32 254V258H33ZM44 259H48L47 256H45ZM43 259V260H44ZM97 260V259H96ZM2 264H5L4 262H0ZM27 263H31L32 262H27ZM198 264V262L196 263ZM202 264H205L204 261L202 262Z\"/></svg>",
    "mask_w": 264,
    "mask_h": 264
},
{
    "label": "clouds",
    "instance_id": "9594fccd",
    "mask_svg": "<svg viewBox=\"0 0 264 264\" xmlns=\"http://www.w3.org/2000/svg\"><path fill=\"white\" fill-rule=\"evenodd\" d=\"M6 26L0 27V45L8 49L17 61H22L34 57L36 49L33 43L26 38L24 23L19 20L10 22L5 19ZM188 37L186 34L177 32L174 28L166 25H158L152 34L145 35L142 43L146 49L157 57L172 56L181 51ZM100 112L107 113L104 107L92 106L85 116V123L89 116H96ZM240 129V135L251 142L259 134V126L251 124L246 120L237 122ZM227 142L220 144L223 148ZM101 139L95 141L93 147L101 151L104 147ZM224 171L221 173L225 179H228L238 188L247 185L251 189H261L264 187L259 175L258 169L250 155L233 154L225 155L221 160ZM131 178V177H130ZM129 178V179H130ZM153 187V186H152ZM151 190V189H150ZM109 192L118 197L121 204L128 200H138L139 206L135 207L132 213V219L135 221L143 220L144 224H150L151 221L145 220V216H153L157 223L160 216L158 209L153 205L160 202L161 199H152L142 204L143 196H137L136 193H146L143 189H137L135 193L131 192L126 182L118 183ZM249 215L255 219L258 214L264 211V201L258 200L256 196H250L247 205ZM105 214L109 223L101 228L92 225L87 230L85 246L90 252L96 254L98 264H176L173 253L176 252L179 245L176 243L177 237H182L184 245L195 252L200 253L202 264L203 259H207L216 264L223 259L225 252L223 246L226 241L214 227L197 224L188 226V217L182 216V220L176 221L177 227L165 226L157 231H150L149 228L137 225H131L124 220L119 219L110 210L106 209ZM264 236V232L260 233Z\"/></svg>",
    "mask_w": 264,
    "mask_h": 264
},
{
    "label": "trees",
    "instance_id": "16d2710c",
    "mask_svg": "<svg viewBox=\"0 0 264 264\" xmlns=\"http://www.w3.org/2000/svg\"><path fill=\"white\" fill-rule=\"evenodd\" d=\"M217 85V108L206 120L205 133L199 145L188 159L192 164L175 181L178 189L170 196L166 212L159 223L155 222L150 231L165 226L177 227L176 221L188 217V226L204 224L216 208H226L228 221H246L252 218L247 205L250 196L264 201V187L251 189L247 185L238 188L225 179L221 160L225 155H250L264 184V66H247L237 82L228 86L226 78L215 79ZM246 120L259 126V134L251 142L240 135L237 122ZM227 142L221 148L220 144ZM264 215V211L257 215ZM256 220L244 226L247 230ZM183 241L177 237L176 243ZM237 254L242 262L248 263L264 253V238L251 236L237 243ZM195 255L185 256L186 264H191Z\"/></svg>",
    "mask_w": 264,
    "mask_h": 264
},
{
    "label": "water",
    "instance_id": "95a60500",
    "mask_svg": "<svg viewBox=\"0 0 264 264\" xmlns=\"http://www.w3.org/2000/svg\"><path fill=\"white\" fill-rule=\"evenodd\" d=\"M246 3H247L248 19H249L250 24L253 26V28L256 30L258 34H260L261 36H264V0H246ZM252 64H256V63H252ZM252 64H249V65H252ZM43 209H45V207H42V210ZM2 220L5 222L4 219ZM2 226H4V224H0V227ZM2 238H3V235L0 234V245H7V243L2 241L3 240ZM1 242H4V244H1ZM6 251H7L8 257L11 258L9 249H7ZM5 253L0 254V257L5 255ZM25 259L32 260L33 258L30 255V256H27V258ZM12 260L18 261L15 253L13 255Z\"/></svg>",
    "mask_w": 264,
    "mask_h": 264
},
{
    "label": "snow or ice",
    "instance_id": "6c2138e0",
    "mask_svg": "<svg viewBox=\"0 0 264 264\" xmlns=\"http://www.w3.org/2000/svg\"><path fill=\"white\" fill-rule=\"evenodd\" d=\"M21 235H23V233H21ZM10 248H11V245L10 244H8V245H0V254L5 253V251L7 249H10Z\"/></svg>",
    "mask_w": 264,
    "mask_h": 264
}]
</instances>
